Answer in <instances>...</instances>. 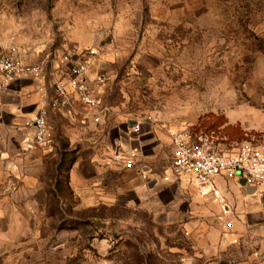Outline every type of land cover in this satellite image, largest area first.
<instances>
[{"label":"rangeland","instance_id":"obj_1","mask_svg":"<svg viewBox=\"0 0 264 264\" xmlns=\"http://www.w3.org/2000/svg\"><path fill=\"white\" fill-rule=\"evenodd\" d=\"M11 46L57 65L93 48L107 110L101 122L79 103L71 121L54 114L52 142L23 157L24 183L11 155L32 133L0 125V264H186L197 245L139 203L131 168L111 162L120 174L95 198L70 185V170L86 146L123 144L115 127L135 119L157 132L159 172L177 126L264 139V0H0V48Z\"/></svg>","mask_w":264,"mask_h":264},{"label":"crops","instance_id":"obj_2","mask_svg":"<svg viewBox=\"0 0 264 264\" xmlns=\"http://www.w3.org/2000/svg\"><path fill=\"white\" fill-rule=\"evenodd\" d=\"M41 64L44 71L40 76L19 77L0 96V125L6 126L15 135L22 129H30L32 133L27 149L18 150L11 155L14 157H11L13 161H17L13 164L12 172L22 178L21 183L31 180L21 166L23 157L34 154L29 149L34 144V130L26 127L25 122L33 118L41 108L49 110V124L54 114L57 117L60 114L64 117L68 115L70 121L74 119L75 108L72 112L50 108V101L54 96L53 83L62 76L65 65H57L55 62ZM77 103L75 101L74 107ZM139 121L143 127L138 133L133 132L130 127H123L122 123L121 128L115 127L121 132L125 148L135 146L139 150L135 166L127 169L128 180H134L133 189L139 203L153 214L154 219L161 218L167 223L179 225L197 245L196 252L192 250L183 258L184 263L264 264V195L259 197L248 194L247 189L237 181L217 179L216 184L225 196L226 203L222 204L215 200L209 188L200 187L188 176L166 180V169L159 172L152 166L158 147L157 132L149 118ZM101 132L99 134L102 137L104 131ZM147 146H150L149 152ZM108 148H97L96 143L93 147H85L83 153L86 154H81V158L75 161L70 170V185L73 188H78L84 182L87 195L91 198H95L97 193L103 196L108 194L112 179L120 174L119 168L109 160L114 147ZM86 167L90 172H85ZM25 185L27 186L26 183ZM112 187V190L118 188L117 185ZM0 212L3 211L0 209Z\"/></svg>","mask_w":264,"mask_h":264},{"label":"built area","instance_id":"obj_3","mask_svg":"<svg viewBox=\"0 0 264 264\" xmlns=\"http://www.w3.org/2000/svg\"><path fill=\"white\" fill-rule=\"evenodd\" d=\"M96 51L91 48L82 55L63 57L62 76L53 83L54 96L50 101L51 109L72 112L77 101L83 106L91 119L101 122L107 107L101 108L97 88L106 79L104 72L91 75V66ZM44 71L41 63H33L23 57L16 47L0 48V96L8 85L19 77H38ZM49 110L41 108L36 115L25 122L33 128L34 142L45 147L52 142L51 125L48 121ZM135 132L141 129L138 119L131 120ZM172 152L168 158L166 180L188 176L202 188H209L215 200L225 204V196L216 184L217 179L234 180L253 193L264 195V139L251 136L234 140L219 130H205L193 125L177 126L169 132ZM139 157L135 146L125 148L121 141L113 148L110 162L122 163L133 168Z\"/></svg>","mask_w":264,"mask_h":264},{"label":"water","instance_id":"obj_4","mask_svg":"<svg viewBox=\"0 0 264 264\" xmlns=\"http://www.w3.org/2000/svg\"><path fill=\"white\" fill-rule=\"evenodd\" d=\"M247 193H248V194H252V193H253V189L248 188V189H247Z\"/></svg>","mask_w":264,"mask_h":264}]
</instances>
